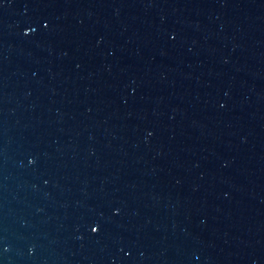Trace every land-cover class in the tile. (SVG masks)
Instances as JSON below:
<instances>
[{
  "label": "water",
  "instance_id": "water-1",
  "mask_svg": "<svg viewBox=\"0 0 264 264\" xmlns=\"http://www.w3.org/2000/svg\"><path fill=\"white\" fill-rule=\"evenodd\" d=\"M0 264H264V0H0Z\"/></svg>",
  "mask_w": 264,
  "mask_h": 264
}]
</instances>
